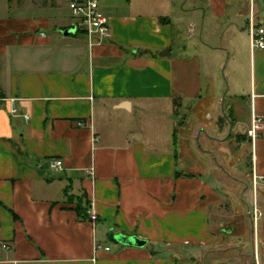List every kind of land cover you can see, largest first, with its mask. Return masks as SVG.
Returning a JSON list of instances; mask_svg holds the SVG:
<instances>
[{
	"label": "crops",
	"instance_id": "1",
	"mask_svg": "<svg viewBox=\"0 0 264 264\" xmlns=\"http://www.w3.org/2000/svg\"><path fill=\"white\" fill-rule=\"evenodd\" d=\"M100 3L111 34L91 46L82 30L64 34L76 22L67 0H0V264H184L211 249L227 194L214 171L188 173L193 147L175 118L190 86L201 103L202 92L217 96L219 51L249 80L244 94L225 89L241 99L228 106V135L247 136L251 175H264V121L254 144L247 135L252 109L264 119V49L251 50L264 0ZM189 46L207 87L176 79L184 58L173 48ZM13 97L30 120L10 113ZM151 112L166 116L153 126ZM203 136L201 126L195 143ZM56 158L62 170L49 168ZM120 234L147 244L111 246Z\"/></svg>",
	"mask_w": 264,
	"mask_h": 264
},
{
	"label": "rangeland",
	"instance_id": "2",
	"mask_svg": "<svg viewBox=\"0 0 264 264\" xmlns=\"http://www.w3.org/2000/svg\"><path fill=\"white\" fill-rule=\"evenodd\" d=\"M196 52L197 49L191 46L186 52H182L177 47L173 48L174 58L178 56L184 58L183 64H176V79L178 82L186 80L191 84V79L198 76L202 78L203 87H207L211 84V81H207L205 78L209 68L205 65L206 63L202 62L197 69L193 61ZM218 56L220 59L215 60L216 67L213 68L214 74L219 77L217 89L214 90L217 96L210 95L209 97L208 93L202 92L205 101L201 103L200 99L195 97L190 86L188 88L189 95L181 94V98L176 101L178 114H176L175 123L180 126V123L183 122V127L190 140L188 146L193 147L192 152L187 155L188 164H191L188 173H212L214 171L220 189L227 194L222 204L212 212V216H214L212 217V231L217 238L216 244L199 259L190 263L184 262V264H264V187L257 192L254 191L247 136L235 133L228 135L226 127L229 124L226 114L231 117V112L228 109L229 104H238L241 99L240 97L234 98L233 89L228 93L225 89L234 86L237 88L235 90L244 94L249 80L244 68L235 69L231 58L228 61L229 57L226 51H219ZM221 59H223V67L219 66ZM223 98L225 99L224 111L221 105H218L220 101H223ZM208 113L213 115L211 120L206 118ZM164 116L166 114L153 112L144 115L146 123L153 126H157L158 119L162 122ZM235 116L240 119L241 112L237 111ZM167 117L173 120L172 114H167ZM201 126L215 140L209 141V136L207 139L204 138L206 136H203L198 144L195 143L194 139L197 138L196 134ZM224 129L227 130L224 131ZM220 138H225V140L219 141ZM206 148L213 149V152L211 155L201 158L198 153ZM185 173L187 174V171ZM223 229L231 230V232H223ZM109 241L113 247L118 242L112 239Z\"/></svg>",
	"mask_w": 264,
	"mask_h": 264
},
{
	"label": "built area",
	"instance_id": "3",
	"mask_svg": "<svg viewBox=\"0 0 264 264\" xmlns=\"http://www.w3.org/2000/svg\"><path fill=\"white\" fill-rule=\"evenodd\" d=\"M72 16L75 19V27L77 30H82L89 39L90 45H101L110 37V23L108 16L101 9V0H67ZM264 49V28L256 27L252 24L251 26V50ZM11 108L10 113L13 116L23 117L25 120H30V116L26 113L20 112L17 106L18 98L13 97L8 99ZM264 119L261 115L257 114L252 109L251 114V127L248 130V136L252 143L260 136V129ZM79 125L85 126V122H79ZM49 168L51 170H62L64 163L62 159H51L49 162ZM252 184L254 191L257 192L259 189L264 187V175L253 174ZM95 218V217H93ZM96 219V218H95ZM4 249H10L8 243H3ZM99 249L100 246L97 245ZM107 251L109 248L106 249Z\"/></svg>",
	"mask_w": 264,
	"mask_h": 264
},
{
	"label": "water",
	"instance_id": "4",
	"mask_svg": "<svg viewBox=\"0 0 264 264\" xmlns=\"http://www.w3.org/2000/svg\"><path fill=\"white\" fill-rule=\"evenodd\" d=\"M77 31V28L75 26L67 29L64 34L65 35H69L72 33H75ZM163 55H170V51H166V53L164 52ZM115 239L125 245H134L137 247H144L147 244L146 240L140 239L137 236H127V235H116Z\"/></svg>",
	"mask_w": 264,
	"mask_h": 264
},
{
	"label": "trees",
	"instance_id": "5",
	"mask_svg": "<svg viewBox=\"0 0 264 264\" xmlns=\"http://www.w3.org/2000/svg\"><path fill=\"white\" fill-rule=\"evenodd\" d=\"M163 20V19H162Z\"/></svg>",
	"mask_w": 264,
	"mask_h": 264
}]
</instances>
